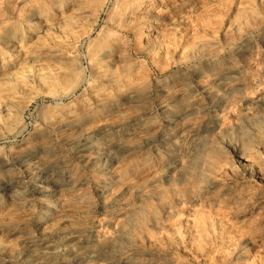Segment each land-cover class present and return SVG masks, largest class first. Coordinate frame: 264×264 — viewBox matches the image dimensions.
I'll use <instances>...</instances> for the list:
<instances>
[{
    "label": "rangeland",
    "instance_id": "obj_1",
    "mask_svg": "<svg viewBox=\"0 0 264 264\" xmlns=\"http://www.w3.org/2000/svg\"><path fill=\"white\" fill-rule=\"evenodd\" d=\"M0 264H264V0H0Z\"/></svg>",
    "mask_w": 264,
    "mask_h": 264
},
{
    "label": "bare ground",
    "instance_id": "obj_2",
    "mask_svg": "<svg viewBox=\"0 0 264 264\" xmlns=\"http://www.w3.org/2000/svg\"><path fill=\"white\" fill-rule=\"evenodd\" d=\"M225 79H227V78H225ZM104 153H105V152H104ZM122 153H123V152H122ZM111 154H112V153H111ZM123 154H124V153H123ZM106 155H107V154H106ZM114 155L116 156V154H115V153H114ZM103 156H104V155H103ZM115 156H114V157H115ZM92 162H93V161H92ZM95 162H96V161H95ZM105 165H106V164H105ZM54 190H55V189H54Z\"/></svg>",
    "mask_w": 264,
    "mask_h": 264
}]
</instances>
